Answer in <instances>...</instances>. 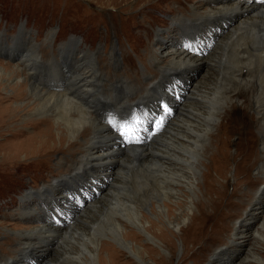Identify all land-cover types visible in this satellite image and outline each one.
Here are the masks:
<instances>
[{
	"label": "bare ground",
	"instance_id": "6f19581e",
	"mask_svg": "<svg viewBox=\"0 0 264 264\" xmlns=\"http://www.w3.org/2000/svg\"><path fill=\"white\" fill-rule=\"evenodd\" d=\"M184 1L192 2L190 12L176 10L173 24L188 25L190 18L198 20L197 24L186 27L181 35L186 44L167 48V42L163 43L153 60L160 74L169 67L178 73L168 74V81L175 80L180 73L187 75L184 68L202 69L193 74L190 89L178 98L174 114H159L151 121L152 129L145 137H137L141 129L139 110L144 102L150 104L151 98L144 101L138 97L142 91L132 76L108 79L101 68L99 49L79 48L80 40L71 37L60 44L64 62L51 54L45 57V47L53 49L56 40L51 38L54 32L50 30L43 47L32 40L17 55L12 47L24 37V25L17 37L11 39L13 45H6L4 50L9 55L1 47L2 54L13 62L0 60V137H11L0 142V168L6 172L33 156L48 163L51 156L63 150L66 156H74L61 158L54 167L51 164V183L35 191L27 189L26 195L37 194L44 201L49 200L48 195L56 194L59 184L65 186L70 181L72 186L77 182L82 188L87 179L84 176L103 170L106 179H95V183L83 188L88 190L87 202H82V198L70 200L73 208L64 220L51 218L47 204L20 209L29 221L39 222L23 230L9 229L15 232L19 247L10 256L0 253V264H105V251L110 264H131L130 260H123L125 254L137 258L139 263L145 262L142 247L148 241L157 243L149 234L156 222H152V228L145 227L148 209L163 223L159 236L173 253L176 244L166 232L167 225L179 226L193 206L200 210L192 214L184 228L187 232L203 227V216L228 217L227 211L216 209L220 195L210 200L213 208L208 213L204 212L205 203L194 201V196L201 158L215 144L217 150L212 160L219 161L221 143L227 144V133L233 127L243 136L237 144L240 160L236 159L237 154L234 159L232 194L239 192L243 181L258 182L254 191L247 189L240 196L252 194L248 216L257 219L263 215L264 0ZM4 39L0 32V44ZM110 54L112 68L121 74L123 58L119 50L112 49ZM164 61L167 64H159ZM151 83L145 89L150 87V93L161 90L165 94H161V106L166 108L170 87L166 82L161 86L155 81ZM241 108L243 112L239 114ZM248 109L252 111L248 113ZM28 125L38 129L29 133ZM55 130L60 133V145L53 139ZM68 138L71 142L65 147ZM224 169L218 170V174L227 181ZM205 177L212 180L210 168ZM221 188L220 194H225V186ZM59 210L57 207V214ZM247 218L234 227V237L240 239L229 242L234 244V253L226 260L229 264H264V219L251 230ZM116 244L124 249H118ZM227 252L217 248L216 254L228 256Z\"/></svg>",
	"mask_w": 264,
	"mask_h": 264
},
{
	"label": "rangeland",
	"instance_id": "374dc122",
	"mask_svg": "<svg viewBox=\"0 0 264 264\" xmlns=\"http://www.w3.org/2000/svg\"><path fill=\"white\" fill-rule=\"evenodd\" d=\"M182 2L181 0H0V32L6 38L3 41L4 43L0 44V49L3 46L2 50L6 52L4 50L7 48L6 45H13L11 39L17 37L22 25L25 26L23 32L24 37L18 40L15 47H12L13 52L17 53V55H20L26 47L31 44L32 40L41 43L40 46L43 47L44 44L42 43L46 40L47 33L50 30L54 32L51 38H56V40L53 49L49 46L45 47L47 49H44V53L48 54L45 57L49 58L51 54L50 56L52 58L57 56L62 60L64 56L59 53L60 44L71 37H77L80 40L81 44H79V48L84 47L92 51L99 49L101 52L99 55L101 68L108 79L112 80L114 77L117 78L118 76L122 78H129V76H132L136 78L135 83L138 84L140 91H142L138 97H143L142 99L144 101L151 98V103L147 104L144 102L139 110L141 118L139 126L141 129L137 137H145L152 129L151 121L158 117L159 114L165 117L171 113L174 114L173 109L177 107L178 98L190 89L193 82V74L199 73L202 69L194 66L184 68L183 72L185 70V74L187 75H182L180 73L181 76L179 75L175 80L171 79L168 81V74L178 73L175 72L174 68L170 70L171 68L169 67L163 75L160 74L158 67H156V61L153 60L157 48L159 46L162 47V45H164L163 43L167 42V48L173 44H180V46H183L185 39L181 35L184 30L186 27L189 28L197 24L198 20L194 18L188 19V25H185V22L179 25V27L173 24L172 18L177 15L176 10L182 8L188 14L190 12L188 10L192 2H186L184 0H182ZM203 46H205V44ZM112 49L119 50L123 58L122 70L124 72L121 74L116 73L111 66L110 51ZM7 54L9 55V53ZM9 59V57L6 58V55L2 54V51H0V60L13 62ZM45 64L48 65V63ZM159 64H167V61ZM43 67L44 66H42V70ZM60 71L63 72L64 70L60 68ZM54 74H56V72H54ZM158 74H160V76ZM154 81L160 86L166 82V85L170 87V93L168 94L170 95V101H167L166 108L161 106V94H164L161 90L160 92L150 93V87L148 90L145 89ZM4 92H6V90ZM8 92L12 94L11 90H8ZM14 104H16V101L13 105ZM251 111V109L247 110L248 113ZM242 112L243 109H239V114ZM43 126H45V124L42 125V127ZM235 126L238 127L239 124H235ZM26 128L29 133L38 129L33 125H28ZM245 128L246 127H241V129ZM57 133L58 132L55 130L53 139L57 145H60V133ZM240 133L239 131H235L234 127L228 131L227 144L221 143L222 147H220V154L218 156L219 161H216V163L212 160V155L217 150L215 144H212L211 150L201 158L197 180V185H199L197 186L196 195L194 196V201H203L205 203L204 212L206 211V213H208L212 211L213 208L210 200L220 195V203L217 205L216 209L227 211L229 213L228 217L225 219H218L215 217L203 216L200 218L204 224L203 227L196 228V231L187 232V229L184 230V228L189 221H191L192 214L198 213L200 210L197 206H193L192 210L188 211L186 218L179 226L174 228L171 224L167 225L169 231L166 232L170 238L174 239L176 244V248L172 253L159 236L161 233L160 228L163 226V223L157 216L151 213L150 209H148V218L145 219V227L152 228V222H156L149 234L156 238L155 240L160 246L150 241L147 242L148 244H144V241H141V244L146 245L142 247V254L146 261L139 263L140 261L137 258L133 259L132 256L128 254L122 257L123 260H130L131 264H229L226 261L227 257L234 253V244L232 245L229 242L234 239L236 241L240 239L238 236L234 237L237 231L235 228L243 222V219L248 217L247 220L251 224L250 229L254 230L257 228L258 223L264 219V213L257 219H252L250 214L248 216L250 211L248 200L252 194L248 193L245 197L240 196V194L247 191V189L254 191V189L259 186L258 182L252 180L248 182L243 181V183L239 184V192L232 194L236 170L234 159L238 151L237 144L240 137L242 138L243 136ZM9 138H11L10 135L2 136L0 137V142L4 143V141ZM70 142L71 140L68 138L64 142V146L68 147ZM77 148L78 146L75 147V149ZM66 154L64 150L59 151L53 157L51 156L48 163H41L38 161L37 157L34 156L29 157L26 159V163L24 161L23 165L12 167L6 172L0 168L1 254L10 256L12 251L16 250L17 242L14 238L16 234L13 230H23L29 225L39 222L37 220L33 221L34 219L32 220L33 222H31L27 217L22 216V209L27 210L32 204L35 205L38 203L39 206L47 204L49 206L51 218L58 217L60 220H64L69 215L67 211H72L73 208V204L69 203L70 200L72 202L78 198H82V202H87L89 198L88 190H83V188L90 186L93 182L95 183V179L96 181H103L106 179V177H104L105 170H103L92 176H84V178L87 179L82 188H79L77 182L72 186L69 185L71 184L70 181L66 183L67 186L59 184L56 194H54V196L50 194L46 197L49 199L48 201L36 197L35 195L37 194L26 195L28 192L27 189L35 191L37 190L36 188H41L43 184L51 183L52 173L54 172L51 169V164H53V167L56 166V162L63 157L74 158V156H66ZM240 156V154H237L236 159L240 160ZM21 158L23 159V156H21ZM66 163L64 162L63 165L66 166ZM224 167L226 176L228 177L227 181L225 177H221L218 174V170ZM208 168L211 169L212 177V180L209 181H212L213 184L208 183L209 181L205 177ZM66 171L67 168L64 172L66 173ZM256 175L257 172L254 171L252 176L255 178ZM77 184L78 186H76ZM223 185L226 188V192H224L225 194H220V189H222L221 187H223ZM260 188H262V185ZM209 192H211V194ZM27 196L29 197L27 198ZM215 203L217 204V201H215ZM57 207L60 208V214H57ZM165 209L168 211L167 207ZM171 232H174L176 235ZM140 239L141 238H138V241H140ZM262 244L264 247V243ZM116 247L121 250L124 249L118 244H116ZM152 248L155 249L154 253L151 251ZM217 248L226 249V251H228V256H218L216 254ZM19 250L20 248L17 252H19ZM25 252L26 251H24V253ZM107 254V251L103 253L105 264H110L106 257Z\"/></svg>",
	"mask_w": 264,
	"mask_h": 264
},
{
	"label": "snow or ice",
	"instance_id": "6c2138e0",
	"mask_svg": "<svg viewBox=\"0 0 264 264\" xmlns=\"http://www.w3.org/2000/svg\"><path fill=\"white\" fill-rule=\"evenodd\" d=\"M123 127L127 130V127H128V126H127V125H124Z\"/></svg>",
	"mask_w": 264,
	"mask_h": 264
}]
</instances>
